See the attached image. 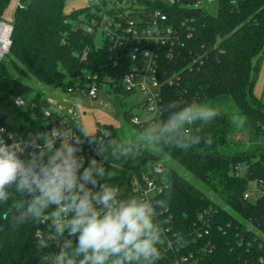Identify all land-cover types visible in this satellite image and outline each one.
Segmentation results:
<instances>
[{
	"label": "trees",
	"instance_id": "16d2710c",
	"mask_svg": "<svg viewBox=\"0 0 264 264\" xmlns=\"http://www.w3.org/2000/svg\"><path fill=\"white\" fill-rule=\"evenodd\" d=\"M10 1L0 0V21ZM197 1L181 0L163 8L179 36L171 53L167 47L159 54V107L172 101L216 107L220 116L193 126L200 127L201 136L211 137L212 143L187 151L145 146L135 158L105 160L104 167L110 173L105 182L123 189L126 195H140L137 182L161 159V153L166 154L224 204L167 164L165 186L153 198H169L168 208L158 217L166 243L161 246L162 259L157 264H172L175 257L190 252L194 256L187 264H264V102L253 93L257 76L253 59L264 56V0H217L215 14ZM64 2L19 0L9 46L14 72L63 90L85 74H97L101 80L110 78L113 92L117 85L118 94H130L121 85L129 60L121 58L115 65L111 58L116 50L107 42L97 46L94 36L78 26L83 20L80 15H88L89 9L82 7L68 14ZM16 96L38 105L18 106ZM43 106L50 104L1 62L0 127L27 140L37 132H48L64 116H46ZM125 115L131 122L128 111ZM166 116L159 115L158 120ZM109 131L113 136L117 130ZM245 131L250 132L247 140L240 138ZM251 180L260 190L255 199L250 196ZM19 199L20 194L14 193L0 204V264H44L42 257L54 254L52 245L40 249L35 237L38 229L45 231L47 225H15L19 211L14 203Z\"/></svg>",
	"mask_w": 264,
	"mask_h": 264
},
{
	"label": "clouds",
	"instance_id": "9594fccd",
	"mask_svg": "<svg viewBox=\"0 0 264 264\" xmlns=\"http://www.w3.org/2000/svg\"><path fill=\"white\" fill-rule=\"evenodd\" d=\"M154 110L161 116L167 113L166 118L141 125L135 137L126 140L104 130L102 141L78 119L72 127L37 132L28 141L8 144L0 138V204L18 193L15 225H47L35 237L37 247L55 242L59 251L43 256L44 264H157L162 259L165 229L158 217L168 208L169 198L126 195L106 183L110 173L103 157L135 158L145 146L187 151L202 143L210 145L211 137H202L201 128L193 126L207 124L221 113L211 104L176 101ZM45 115L50 112L45 110ZM245 122L246 118L239 121ZM82 137L96 144L100 162L92 159L84 167V158L77 155ZM27 148L32 151L23 159Z\"/></svg>",
	"mask_w": 264,
	"mask_h": 264
},
{
	"label": "built area",
	"instance_id": "2783aa9c",
	"mask_svg": "<svg viewBox=\"0 0 264 264\" xmlns=\"http://www.w3.org/2000/svg\"><path fill=\"white\" fill-rule=\"evenodd\" d=\"M88 6V15H83V20L78 22L84 31L94 36L97 46H102L107 42L116 54L111 58L115 65H118L121 58L129 60V70L124 74L121 85L124 90L131 93L140 92L147 96L142 103L144 110L149 113L147 119L151 122L159 117L154 109L159 106L160 102V82L157 77L159 54L162 50L171 46L178 40L176 28L168 21V16L164 11V6L173 5L181 0H91ZM203 0H198L197 4ZM209 2L217 0H207ZM99 37L102 39L98 42ZM85 56V53L82 54ZM110 81L109 77L103 80L99 75L85 74L83 78L76 79L69 85L65 91L70 94L71 102L69 105L59 104L57 107H42L52 113L63 115L64 120L54 128L72 127V124L78 119L81 121L80 111L77 104L79 94H87L93 98L97 97L98 91L102 84ZM110 83V82H109ZM111 86V84H110ZM117 86V85H115ZM112 88V86H111ZM113 89V88H112ZM18 106L36 107L38 104L34 100H26L22 96L14 98ZM47 115V116H50ZM56 118H52L55 121ZM50 121V122H52ZM131 122L138 127L143 125V121L138 116L131 117ZM53 129V128H52ZM51 131V130H50ZM77 135L79 132L73 128ZM104 130H100L97 137L103 141ZM110 132L109 130H107ZM11 137V138H10ZM0 138L6 143L11 144L13 141H28L27 139L17 138L13 133L8 132L5 127H0ZM79 146L81 151L77 155L84 158V165L87 167L90 160L95 159L98 162L102 157L97 155L96 144L89 143L87 139ZM31 148H27L21 154V158H28ZM104 159V158H103ZM106 159H104L105 161ZM167 164L158 161L151 166L149 171L143 173L140 182H137L136 189L139 194H146L150 198L161 192L165 186ZM248 196V194H246ZM2 227V216L0 215V229ZM42 229H38V234ZM54 254L59 251L55 242H51ZM172 247V243H168ZM194 253L175 257L172 264H187Z\"/></svg>",
	"mask_w": 264,
	"mask_h": 264
},
{
	"label": "rangeland",
	"instance_id": "374dc122",
	"mask_svg": "<svg viewBox=\"0 0 264 264\" xmlns=\"http://www.w3.org/2000/svg\"><path fill=\"white\" fill-rule=\"evenodd\" d=\"M18 3L19 0L10 1L2 16L4 23H13L15 9ZM91 3H93L91 0H65L64 11L69 14L74 9L88 6ZM200 6L213 14L217 13L218 11L217 1L209 2L207 0H203L200 3ZM83 17V15H80V18ZM101 40L102 39L99 37L98 42L101 43ZM1 57V62L9 68V70L12 72V75L32 85L36 89V92L40 93L41 96L49 102L51 107L55 108L59 104L69 105L71 102V96L62 88L51 87L43 82L38 81L34 77L29 78L17 75L16 72H14V62L12 56L9 54V50L4 52ZM253 63L257 64V76L253 87V93L257 97L261 98L264 102V56H256L253 59ZM146 98L147 96L140 92L116 95L113 92L109 81H106L101 85L96 98H93L87 94H79L77 96V104L80 111L81 121L88 125L96 135L100 130H110V128H114L117 131L112 137L119 138L120 140H126L129 138H134L140 127L128 121L125 112L128 111L131 117L138 116L139 119L143 121L144 126H147V124L151 123V121L147 119L148 115L150 114L147 113L142 106V103L146 100ZM249 136L250 132L245 131L240 135V138L247 140L249 139ZM261 139H264V136H262ZM147 147L154 150L158 149L157 147ZM160 156L161 159L159 161L172 165L185 178L200 186L210 196L218 200V197L215 196L213 192L206 189L204 185L194 178L185 168L173 161L166 154L161 153ZM103 158L108 161H112L116 157L106 155ZM249 191L252 198L255 199L258 196L260 190L257 187L256 181L251 180L249 182ZM220 203L224 204L222 201H220Z\"/></svg>",
	"mask_w": 264,
	"mask_h": 264
},
{
	"label": "bare ground",
	"instance_id": "6f19581e",
	"mask_svg": "<svg viewBox=\"0 0 264 264\" xmlns=\"http://www.w3.org/2000/svg\"><path fill=\"white\" fill-rule=\"evenodd\" d=\"M9 33H10V26L8 24H0V59L6 49L9 47L8 40H9Z\"/></svg>",
	"mask_w": 264,
	"mask_h": 264
},
{
	"label": "water",
	"instance_id": "95a60500",
	"mask_svg": "<svg viewBox=\"0 0 264 264\" xmlns=\"http://www.w3.org/2000/svg\"><path fill=\"white\" fill-rule=\"evenodd\" d=\"M4 22L3 21H0V24H3ZM6 24V23H5ZM10 26V33H9V40H8V44L10 46L11 44V40H10V35H11V32L13 30V25L12 24H8ZM9 50V47L6 49V52ZM0 63H1V59H0ZM114 93L115 94H118L119 93V89L117 86L114 87ZM247 233V231L245 230L244 233H243V236H245Z\"/></svg>",
	"mask_w": 264,
	"mask_h": 264
}]
</instances>
